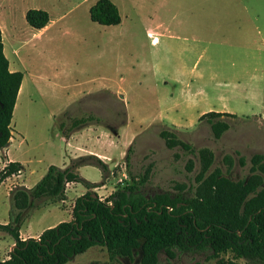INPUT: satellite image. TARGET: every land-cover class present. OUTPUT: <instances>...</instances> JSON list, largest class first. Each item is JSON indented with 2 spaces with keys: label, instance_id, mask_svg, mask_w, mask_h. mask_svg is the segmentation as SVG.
<instances>
[{
  "label": "rangeland",
  "instance_id": "374dc122",
  "mask_svg": "<svg viewBox=\"0 0 264 264\" xmlns=\"http://www.w3.org/2000/svg\"><path fill=\"white\" fill-rule=\"evenodd\" d=\"M95 1L0 0L4 36L10 39H5V51L9 55L10 46L18 47V67L24 71V94L10 123L13 137L20 131L24 138L20 145L13 143V154L23 161L25 175L37 179L48 164H68L75 143V153L102 150L96 156L108 168L106 186L98 190L103 198L109 189L129 182V172L145 169V191L174 190L176 183H184L192 194L198 159L180 147H166L158 132L168 127L195 148L209 147L213 167L220 166L229 178H245L249 157L264 153V0H133L138 15L128 0H112L120 12V21L112 25L90 20L87 7ZM29 8L48 12L47 29L26 22ZM147 28L155 31V43ZM30 77L33 83L27 82ZM210 110L233 114L225 116L229 127L217 139L206 118H200ZM87 115L92 118L85 124L72 125ZM74 131L78 134L72 139ZM224 154L233 156L229 169ZM189 158L191 170L185 167ZM77 171L89 181L102 179L95 164L79 165ZM75 188L73 196L84 186L78 182ZM66 199L35 201L22 228L27 224L37 232L58 219L68 220L75 198ZM8 203L0 194V217H6ZM46 205L53 206L50 213L39 212ZM9 236L0 231V241ZM118 263L140 264V254L110 260L105 247L95 245L64 264ZM157 264L250 263L231 252L211 257L209 251H190L172 259L160 252Z\"/></svg>",
  "mask_w": 264,
  "mask_h": 264
},
{
  "label": "trees",
  "instance_id": "16d2710c",
  "mask_svg": "<svg viewBox=\"0 0 264 264\" xmlns=\"http://www.w3.org/2000/svg\"><path fill=\"white\" fill-rule=\"evenodd\" d=\"M24 16L36 29L49 20L48 12L41 8H29ZM89 17L102 25L120 21L119 10L111 0H96L89 7ZM21 79L20 71L8 69L0 31V149L10 137L9 124ZM231 115L210 110L200 118H206L212 137L217 139L229 127L225 116ZM91 118L80 116L72 125H83ZM158 135L166 147H180L197 157L199 169L192 194H187L184 183H176L174 190L145 191L148 169L137 175L129 172V182L115 186L105 198L91 189L99 184L85 182L87 190L74 199L71 219L43 229L37 237L22 239L19 225L26 212L35 201L63 199L65 183L82 180L76 170L79 165L95 164L103 175L107 171V165L94 154L72 158L66 167L50 164L32 187L16 186L10 191L11 220L0 223V230L8 232L14 242L9 257L0 264H64L95 245L104 246L110 260L139 253L140 264H157L160 252L172 259L178 252L190 251H209L211 257L231 252L250 264H264V153L249 157L245 178L231 179L220 166L213 167L214 154L209 147L195 148L168 127L160 129ZM235 154L244 164V156L237 150ZM222 161L229 169L233 156L224 154ZM193 165L189 158L185 167L191 170ZM19 170V162H8L0 170V181Z\"/></svg>",
  "mask_w": 264,
  "mask_h": 264
},
{
  "label": "crops",
  "instance_id": "0c3cea01",
  "mask_svg": "<svg viewBox=\"0 0 264 264\" xmlns=\"http://www.w3.org/2000/svg\"><path fill=\"white\" fill-rule=\"evenodd\" d=\"M112 1V0H111ZM113 2V1H112ZM136 2L137 1H133V0H128V6H129V8L132 10V12L135 14V15H138V14H140L141 13V11H139V8L137 7V5H136ZM114 3V2H113ZM93 4V3H92ZM91 4V5H92ZM116 6H117V3H114ZM91 5H88V13H89V7L91 6ZM117 8H118V6H117ZM119 10V9H118ZM131 12V13H132ZM119 14H120V12H119ZM49 15V14H48ZM49 25H50V19L48 20V22H47V24L46 25H44L43 27H41V28H39L41 31H43V30H45V29H47L48 27H49ZM112 25V24H111ZM0 31H1V41H2V50H3V53H4V55H5V57L7 58V60H8V69L10 70V71H20L21 73H22V79H21V83H20V86H19V89H18V91H17V95H16V99H15V104H14V107H13V110H14V108L15 107H17V105H18V101L20 100V98L23 96V94H24V88L22 87V81H23V79H24V71L21 69V68H19L18 66H19V64H20V57L17 55V53H18V47H16L15 45H13V47L12 46H10V51H9V55H7V53H6V51H5V39L7 40H10L9 39V35L7 34L6 36H4V32H3V26H2V19H1V13H0ZM146 31H147V33L150 35L151 34V36H150V41H151V43H155L156 42V34H153L155 31H153V30H150L149 28H147L146 29ZM6 37V38H5ZM20 44H22L23 43V41H21L20 39H16ZM48 79V78H47ZM46 80V79H45ZM27 82H29V83H33V80H32V78L30 77L29 79H28V81ZM13 112V111H12ZM9 126H10V137H9V139H8V141H7V143L0 149V170L8 163V162H10V161H16V162H19L20 163V170L17 172V173H13V174H11V175H9V176H7V177H5L2 181H0V194H3L4 196H6L8 199H9V203H8V205L6 206V212H7V215H6V217H0V223H7L8 221H10L11 220V214H10V212H11V202H10V191L12 190V188H14V187H16V186H24V187H26V188H30V187H32L40 178H41V176L46 172V170H47V167L50 165V164H48V165H46V170H45V172L42 174V175H40L37 179H32V178H30V177H28L27 175H25V173H24V171H25V165H24V163H23V161L21 160V159H18L14 154H13V151H14V149H15V147H13V143H15V142H17V145H20V144H22V143H24V138L20 135L21 133H20V131H17L16 133V136L15 137H13V130H12V128H11V123L9 124ZM83 129H84V127H82ZM88 128H90L89 127V125H88ZM82 129V130H83ZM78 131H74V133L72 132L71 133V137H72V139H75L74 137H75V135L76 134H78L77 133ZM70 137V138H71ZM60 139L61 140H65L66 141V139L67 138H65V137H60ZM67 142V141H66ZM78 147V145H76L75 143H74V146H73V148H72V155H70L69 157H70V160L72 159V158H76L77 156H81V155H84V154H94V155H99V153H101V151L102 150H100V151H97V150H93V151H90V149H87V148H84V147H82V148H84V149H87L86 150V152H81V153H75L74 151H75V148H77ZM105 163V162H104ZM70 164V162L68 163V164H66L65 165V163L62 165V166H59V165H57V166H59V167H66L67 165H69ZM106 164V163H105ZM55 165V164H54ZM107 165V164H106ZM115 165L116 164H114V167H115ZM78 168V167H77ZM77 168H76V170H77ZM108 169V168H107ZM78 172V171H77ZM107 172V171H106ZM106 172L104 173V175L102 174V179L99 181V182H94V181H89V180H87V179H85V178H83L80 174V177H81V181H69V182H67L66 184H65V188H64V193H65V197L63 198V199H60V201L61 202H64V201H66L67 199H66V196H68V198H70V199H72V198H76L78 195H80V194H82V193H84L86 190H87V187H86V185H85V182L86 183H96V184H99V185H97V186H94V187H91V189L92 190H94L96 193H98V196L100 197V198H103L100 194H99V192H98V190L100 189V188H102V187H105L106 186V183L104 182V180H103V178L106 176ZM110 175L112 176V177H114V173H113V170L111 169L110 171ZM31 173V172H30ZM126 176V174L123 172V176L122 177H124L125 178V176ZM121 176L120 177H118V178H116V182H118V181H122V178ZM115 178V177H114ZM31 181V183H29L30 181ZM33 180V181H32ZM78 182H81L82 184H83V186H84V189L82 190V191H80V193L79 194H77V195H71L72 194V190L73 191H75L76 190V188H75V185L78 183ZM67 191H69V193H67ZM112 191V189L110 190L109 189V193ZM74 202V201H73ZM51 205H53V206H57V204H55V203H52ZM51 205H46V206H44V207H41V208H39L38 210H39V212H40V210H46L47 211V213H50V208L51 207H53V206H51ZM72 205H73V203H72ZM72 205H71V207H70V209H69V214H68V217H67V219L69 220V219H71V209H72ZM44 213V212H43ZM59 221H61L60 219H58ZM59 221H53V222H51V223H49L48 225H46L45 227H42V229H40L39 231H37V232H32V231H30V229H29V227H28V225L26 224L25 225V228H22V226H23V223H24V221H22L21 223H20V225H19V236H20V238H22V239H24V238H26V237H30V236H32V237H37L38 235H39V233L43 230V229H45V228H47V227H50V226H53V225H55L57 222H59ZM24 230V231H23ZM0 231H3V230H0ZM3 232H6V231H3ZM8 233V232H7ZM1 238V237H0ZM13 242H14V239L12 238V236H9L7 239H6V241H0V261L1 260H4V259H6V258H8L9 257V251H10V249H11V247H12V245H13ZM3 251V252H2Z\"/></svg>",
  "mask_w": 264,
  "mask_h": 264
},
{
  "label": "built area",
  "instance_id": "2783aa9c",
  "mask_svg": "<svg viewBox=\"0 0 264 264\" xmlns=\"http://www.w3.org/2000/svg\"><path fill=\"white\" fill-rule=\"evenodd\" d=\"M66 183H67V182H66ZM66 183H65V184H66Z\"/></svg>",
  "mask_w": 264,
  "mask_h": 264
}]
</instances>
